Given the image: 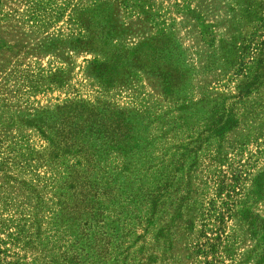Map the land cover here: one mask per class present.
Here are the masks:
<instances>
[{
    "label": "rangeland",
    "instance_id": "1",
    "mask_svg": "<svg viewBox=\"0 0 264 264\" xmlns=\"http://www.w3.org/2000/svg\"><path fill=\"white\" fill-rule=\"evenodd\" d=\"M0 8L14 14L0 26V51L9 60L4 85L18 76L12 64L31 62L39 88L25 93L16 82L6 94L12 108L0 110H51L41 130L13 126L4 138L24 134L31 150L46 147L54 132L62 139L54 106L67 98L165 110L208 94L228 125L191 179L196 223L178 222L156 263L146 264H264V0H0ZM30 8L54 19L46 28L30 26ZM252 46L254 64L247 62ZM94 57L112 63L96 69ZM169 73L180 88L173 96L164 90ZM211 115L219 124L217 112Z\"/></svg>",
    "mask_w": 264,
    "mask_h": 264
},
{
    "label": "trees",
    "instance_id": "2",
    "mask_svg": "<svg viewBox=\"0 0 264 264\" xmlns=\"http://www.w3.org/2000/svg\"><path fill=\"white\" fill-rule=\"evenodd\" d=\"M44 15L36 8L25 14L27 23L39 28L54 19ZM13 19V12L0 8V26ZM86 41L94 49V40ZM251 52L247 62L254 64L258 48ZM7 63L0 51V108H12L6 94L16 82L25 93L39 89L31 62L19 61L12 64L18 76L6 89ZM111 63L92 60L96 69ZM128 74L127 68L122 81ZM169 74L164 90L173 96L180 88ZM98 77L113 84L103 73ZM213 100L208 94L197 100L188 96L160 110L97 96L67 98L54 106L62 139L54 132L42 150H31L24 134L13 141L4 137L13 126L41 130L44 113L51 110H0V233L6 237H0V264L156 263L176 224L191 229L196 223L191 179L228 125L223 106ZM236 123L235 117L229 122ZM13 184L16 191L5 190Z\"/></svg>",
    "mask_w": 264,
    "mask_h": 264
}]
</instances>
